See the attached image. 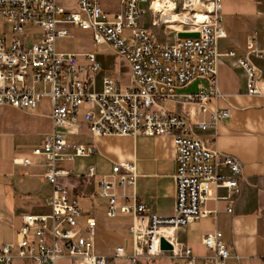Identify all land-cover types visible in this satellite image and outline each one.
<instances>
[{"label":"built area","instance_id":"built-area-1","mask_svg":"<svg viewBox=\"0 0 264 264\" xmlns=\"http://www.w3.org/2000/svg\"><path fill=\"white\" fill-rule=\"evenodd\" d=\"M120 6L119 12L109 14L97 0H77V11L68 13L56 0H0V22L5 31L0 34V108L33 111L43 98H48L51 122V131L31 153L44 160L43 179L50 194L35 205L21 201L20 208L31 212L22 216L15 243L1 247L0 264H13L14 259L58 264L63 257L73 264H107V257L94 253L95 219L88 217L86 228H79L82 208L77 198L67 193L63 181L68 173L58 167L60 162L94 154L91 145L67 141V136L79 129L77 120L83 106L84 123L94 138L169 136L174 145L175 199L170 217L147 214L145 204L135 198L118 201L112 178L119 177L121 188L132 185L131 165L116 164L112 175L101 179L100 197L107 201L106 217H132L128 234L132 237L133 252L128 255L124 248L117 247L112 259L152 264L164 255L183 259L184 264H197L191 250L177 242L175 231L216 214L205 208L214 189L228 192L227 212H232L239 193L241 163L222 155L193 132L194 128H214L230 115L228 109L210 108L211 101L218 97L217 44L225 36L222 0H121ZM144 13L148 15V26L160 28L164 33L161 41L170 44H161L154 32L140 26L138 21ZM34 26L41 28L42 33L31 41L24 30ZM71 26L90 31L95 46L107 45L125 60L130 70L125 88L104 73L101 88L96 91L83 77L88 72H100L95 55L56 51V40L69 37ZM125 31L129 32L127 36ZM177 33H197L199 37L177 39ZM256 56L264 60V53ZM81 57L86 64L80 63ZM237 65L246 69V94L264 98V83L259 84L254 67L242 59ZM197 79H205L208 88L186 95L187 110L168 112L164 104L176 98L175 90ZM196 112L209 113V121H193ZM12 163L28 167L33 161L16 156ZM223 166L231 176L221 175L219 168ZM94 176V168L90 167L80 178ZM163 231L170 232L164 235ZM161 239L171 250H160ZM202 244L210 252L204 257L205 264H226L230 252L221 233L215 231L205 236Z\"/></svg>","mask_w":264,"mask_h":264},{"label":"crops","instance_id":"crops-1","mask_svg":"<svg viewBox=\"0 0 264 264\" xmlns=\"http://www.w3.org/2000/svg\"><path fill=\"white\" fill-rule=\"evenodd\" d=\"M97 1L106 13H117L121 9V0ZM56 4L65 12L77 11V0H72L71 3L69 0H56ZM221 14L225 36L219 39L217 44L218 97L211 101L210 108L228 109L230 115L228 119L219 121L214 128L206 131L194 128L193 132L195 136L209 142L211 147L222 155L234 157L241 163L239 193L232 206V212L228 213V192L223 188L214 189L205 203V208L216 211V214L178 229L175 231V238L179 244L191 250L197 264H205L204 257L210 255L202 244L203 238L215 231L221 233V240L230 252L226 264H264V98L246 94V69L237 65L239 60H246L254 67L259 84L264 83V60L256 56V53H264V0H222ZM140 20L141 27L154 32V28L149 27L148 23L143 24V18ZM75 28L68 27V31ZM155 35L161 44H170L161 41L162 33ZM230 53L232 55H229ZM96 60L101 68L105 65L102 58L96 57ZM104 73L115 80L118 76L115 70L106 69L103 73H90L92 80L100 75L99 87L96 88L94 81L91 84L96 91L101 88ZM85 74L83 77L89 82L91 78L87 79ZM128 74L130 75V70ZM207 88L208 82L205 79L194 80L189 85L176 89V98L164 104L170 103L171 108H164L171 113L180 112L181 109L187 110L189 106L184 102L186 95ZM1 108L26 114L32 112L10 107ZM82 110L84 113V106L81 107L77 120L79 129L75 134L67 136V141L71 144L91 145L94 154L58 164V167L69 175L63 181L68 195L76 197L82 208L83 216L78 220L79 228H86L88 217L95 219L94 253L107 257V264H150L144 260L111 258L117 247L124 248L128 255L132 254L133 241L128 234L132 217H106L107 201L100 197V181L103 177L112 175V168L116 164L131 165L134 173L132 185L121 188L117 185L119 177L112 178L116 183L114 191L119 196L118 201L122 203L125 199L131 201L135 198L145 204L149 215L172 216L175 199L173 177L176 170L173 140L169 136L148 137L141 134L134 137L94 138L90 136L84 123ZM49 114L50 109L45 114H37L43 119L46 127L41 133V139L51 131ZM193 121L208 122L209 113L196 112ZM70 138L75 140H69ZM31 153L32 150L29 153H20L13 149L6 155L0 154V249L5 244L15 243L17 230L22 225V216L31 212V209L20 208L21 201L26 205H35L50 194V189L43 179L44 160ZM16 156L29 157L33 164L28 167L16 166L12 163ZM90 167L94 168L95 176L81 179ZM219 171L225 177L231 176L229 169L224 166L220 167ZM121 173L124 171L121 170ZM13 264L33 263L14 259ZM58 264L73 263L69 258L63 257L58 260ZM152 264H184V260L169 259L163 255Z\"/></svg>","mask_w":264,"mask_h":264},{"label":"rangeland","instance_id":"rangeland-1","mask_svg":"<svg viewBox=\"0 0 264 264\" xmlns=\"http://www.w3.org/2000/svg\"><path fill=\"white\" fill-rule=\"evenodd\" d=\"M69 2L71 3L72 0H69ZM142 18L143 24L148 23V15L146 13H144ZM138 23L141 24V20H139ZM154 32L158 35L163 33L158 27L154 28ZM4 33L3 24L0 22V34ZM41 33L42 29L37 26L26 27L24 30V34L27 35L31 41H35ZM128 34V31L124 32V36ZM55 49L59 53L76 55L95 54L96 57L102 58L105 61V65L102 66L100 73H103L105 69L108 71L115 70L118 73L116 81L120 84L121 88H125L128 84L130 76L128 74V65L125 64L121 58L117 57L116 53L108 46L102 45L95 47L90 31H84L77 27L75 30H69V37L56 40ZM79 60L83 64L87 63L83 58H79ZM85 76L87 79L88 77L91 78V80L89 79L90 84L94 81L96 88L99 87L100 75H97L96 78L94 77V80H92L90 73H86ZM164 107L170 109L171 104L168 103L164 105ZM49 109L50 101L48 98H43L38 108L27 114L9 108H0V154L6 155L13 151V149L20 153H29L33 150L34 146L41 139V133H43L46 128L43 124V119L38 115L47 113ZM31 113H36V115ZM69 140L74 141L75 139L70 138Z\"/></svg>","mask_w":264,"mask_h":264},{"label":"water","instance_id":"water-1","mask_svg":"<svg viewBox=\"0 0 264 264\" xmlns=\"http://www.w3.org/2000/svg\"><path fill=\"white\" fill-rule=\"evenodd\" d=\"M199 35L197 33H177L176 38L177 39H187V38H198ZM160 250L166 251L171 250V246L164 240H160Z\"/></svg>","mask_w":264,"mask_h":264},{"label":"bare ground","instance_id":"bare-ground-1","mask_svg":"<svg viewBox=\"0 0 264 264\" xmlns=\"http://www.w3.org/2000/svg\"><path fill=\"white\" fill-rule=\"evenodd\" d=\"M170 231H163L162 233L164 234V235H166V234H168Z\"/></svg>","mask_w":264,"mask_h":264}]
</instances>
